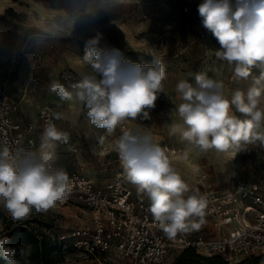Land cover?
I'll return each instance as SVG.
<instances>
[{
	"label": "rangeland",
	"instance_id": "374dc122",
	"mask_svg": "<svg viewBox=\"0 0 264 264\" xmlns=\"http://www.w3.org/2000/svg\"><path fill=\"white\" fill-rule=\"evenodd\" d=\"M200 3L202 0H0V68L10 96L18 104L16 117L38 122L40 104L54 107L60 115L57 128L70 137L67 143L57 144L55 163L59 168L79 172L98 184L121 174L131 197L150 207L147 193L128 180L115 150L122 132L137 128L166 151L172 167L189 187L185 197L200 195L208 187L228 193L241 180H264V144L259 141L223 153L201 151L172 132L174 126H183L177 113L184 102L176 91L179 82L195 84V74L204 73L222 81L224 95L230 99L236 89L246 91L260 75V69L253 68L247 80L238 81L227 63L217 59L220 45L202 25ZM98 31L103 33L100 48L119 49L132 63L151 65L159 58L165 68L163 92L154 108L145 109L148 118L141 113L136 121L125 120L112 133L90 123L85 105L61 101L49 90L53 80L67 86L81 75L93 74L83 55L87 40ZM38 36L44 39L38 40ZM79 211L75 205L57 202L46 213L33 209L26 218L13 220L0 202V237L8 228L27 223L51 241L53 264H129L114 253L93 256L79 251L69 241L59 247L57 236L78 227L87 217ZM187 224L193 234H217L205 212L202 219L191 217ZM179 251H170L162 264H173ZM199 264L208 263L200 260ZM226 264H264V258L238 257Z\"/></svg>",
	"mask_w": 264,
	"mask_h": 264
},
{
	"label": "clouds",
	"instance_id": "9594fccd",
	"mask_svg": "<svg viewBox=\"0 0 264 264\" xmlns=\"http://www.w3.org/2000/svg\"><path fill=\"white\" fill-rule=\"evenodd\" d=\"M198 13L203 27L220 45L217 59L227 63L236 79L247 80L253 68H259L260 75L246 91L236 89L230 99L224 95L223 82L204 73L195 74V84L179 82L176 91L184 102L177 113L183 126H174L173 134L178 132L181 140L201 151L223 153L256 141L264 144V0H202ZM102 39L103 33L98 31L86 42L83 61L93 74L81 75L67 86L53 80L49 90L61 101L76 100L85 105L90 123L112 133L125 120L136 121L141 113L148 118L145 109L154 108L163 92L165 68L159 58L151 65L132 63L119 49L100 48ZM69 138L49 120L35 150L0 148V202L13 220L26 218L33 209L46 213L65 199L69 177L54 164L57 144L67 143ZM115 150L128 180L138 191L147 193L149 211L169 238L185 231L189 218H203L206 198L185 197L188 185L150 134L137 128L123 131ZM7 241V236L0 238V257L7 264H17L15 249L6 246Z\"/></svg>",
	"mask_w": 264,
	"mask_h": 264
},
{
	"label": "built area",
	"instance_id": "2783aa9c",
	"mask_svg": "<svg viewBox=\"0 0 264 264\" xmlns=\"http://www.w3.org/2000/svg\"><path fill=\"white\" fill-rule=\"evenodd\" d=\"M18 104L8 91L0 68V148L35 150L46 123L56 125L55 109L49 103L37 107L38 122L16 117ZM54 167L59 168L56 163ZM69 191L63 206L75 205L85 220L70 232L58 235L73 248L90 255L114 253L129 264H162L172 250L193 248L202 256L219 255L231 262L238 257L264 258V180H241L228 193L206 188L205 213L216 228L214 236L193 234L188 227L169 238L153 219L142 199L118 174L102 184L79 172H66Z\"/></svg>",
	"mask_w": 264,
	"mask_h": 264
},
{
	"label": "trees",
	"instance_id": "16d2710c",
	"mask_svg": "<svg viewBox=\"0 0 264 264\" xmlns=\"http://www.w3.org/2000/svg\"><path fill=\"white\" fill-rule=\"evenodd\" d=\"M7 236L8 247L15 249V260L17 264H53L51 252L53 250L51 241L44 235H39L33 227L22 223L13 228H8L0 238ZM64 246L65 242L60 241L58 236L56 239ZM56 245V242H55ZM177 259L173 264H199L200 260H204L208 264H226V261L219 255L202 256L198 254L193 248H184L179 251ZM254 258L262 260L261 256H253ZM0 264H7V262L0 257Z\"/></svg>",
	"mask_w": 264,
	"mask_h": 264
}]
</instances>
